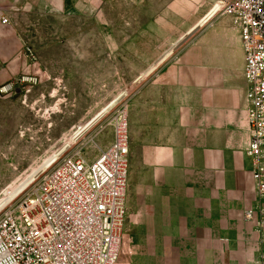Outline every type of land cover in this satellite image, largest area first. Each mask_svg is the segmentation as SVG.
I'll return each mask as SVG.
<instances>
[{"label": "rangeland", "instance_id": "374dc122", "mask_svg": "<svg viewBox=\"0 0 264 264\" xmlns=\"http://www.w3.org/2000/svg\"><path fill=\"white\" fill-rule=\"evenodd\" d=\"M219 2L0 0V212L67 152L93 160L121 118L133 175L143 97L177 95L166 66L219 15ZM22 76L36 81L2 91Z\"/></svg>", "mask_w": 264, "mask_h": 264}, {"label": "crops", "instance_id": "0c3cea01", "mask_svg": "<svg viewBox=\"0 0 264 264\" xmlns=\"http://www.w3.org/2000/svg\"><path fill=\"white\" fill-rule=\"evenodd\" d=\"M211 20L166 66L177 95L143 97L133 175L129 146L123 264H264V198L245 155L244 53L232 18Z\"/></svg>", "mask_w": 264, "mask_h": 264}, {"label": "built area", "instance_id": "2783aa9c", "mask_svg": "<svg viewBox=\"0 0 264 264\" xmlns=\"http://www.w3.org/2000/svg\"><path fill=\"white\" fill-rule=\"evenodd\" d=\"M219 5L218 14L232 18L244 53L250 132L245 155L256 194L264 198V0ZM29 80L36 78L22 76L1 89ZM129 154L127 122L121 118L113 125V140L93 160L72 150L53 162L0 212V264H116Z\"/></svg>", "mask_w": 264, "mask_h": 264}]
</instances>
